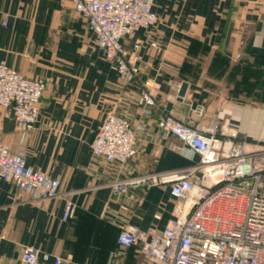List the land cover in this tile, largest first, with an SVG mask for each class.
<instances>
[{
  "label": "crops",
  "instance_id": "obj_1",
  "mask_svg": "<svg viewBox=\"0 0 264 264\" xmlns=\"http://www.w3.org/2000/svg\"><path fill=\"white\" fill-rule=\"evenodd\" d=\"M156 26L142 30V79L160 92L152 118L123 90L115 67L95 44L70 3L0 0V62L47 83L35 129L21 142L17 124L0 108V133L27 165L61 181V196L32 201L0 179V264H19L24 247L59 257L63 264H147L137 248L121 250L120 227L162 230L175 206L168 187L133 190L113 198L107 173L95 164L91 144L111 112L130 110L142 120L143 149L135 174L184 169L198 156L159 139L165 114L208 126L213 119L240 139L257 140L264 125V0H155ZM8 16L3 26V16ZM182 83L187 84L183 97ZM172 100H167V97ZM65 199L77 207L64 221ZM160 217V219H157ZM120 251L123 252L120 255ZM47 264H54L53 259Z\"/></svg>",
  "mask_w": 264,
  "mask_h": 264
},
{
  "label": "built area",
  "instance_id": "obj_2",
  "mask_svg": "<svg viewBox=\"0 0 264 264\" xmlns=\"http://www.w3.org/2000/svg\"><path fill=\"white\" fill-rule=\"evenodd\" d=\"M155 0H61L72 4L104 58L116 69L119 83L129 92L137 87L141 116L152 118L160 87L142 79V42L138 33L156 26ZM8 16H3V26ZM44 79H29L0 62V108L17 124L21 142L35 129L46 91ZM167 100H172L169 96ZM192 125L165 114L156 125L159 139L175 138L171 149L198 156L193 166L160 173L135 174L131 163L143 146L144 123L130 110L107 114L91 144L95 164L105 167L113 198L133 190L168 187L175 202L162 230L120 227L121 250L137 248L147 264H264V125L257 140L240 139L237 132ZM0 179L29 195L30 200L61 196L62 183L27 165L22 152H12L0 133ZM76 205L65 199L63 220L75 217ZM160 219V217H157ZM123 254L122 251L119 253ZM63 264V260L24 247L19 264ZM109 264H120L111 262Z\"/></svg>",
  "mask_w": 264,
  "mask_h": 264
},
{
  "label": "water",
  "instance_id": "obj_3",
  "mask_svg": "<svg viewBox=\"0 0 264 264\" xmlns=\"http://www.w3.org/2000/svg\"><path fill=\"white\" fill-rule=\"evenodd\" d=\"M186 90H187V84L182 83L180 91H179V96L183 97L186 93Z\"/></svg>",
  "mask_w": 264,
  "mask_h": 264
},
{
  "label": "rangeland",
  "instance_id": "obj_4",
  "mask_svg": "<svg viewBox=\"0 0 264 264\" xmlns=\"http://www.w3.org/2000/svg\"><path fill=\"white\" fill-rule=\"evenodd\" d=\"M80 17V16H79ZM81 19V18H80ZM82 20V19H81ZM217 124H218V128L220 129L221 128V126H220V122H219V120L217 121Z\"/></svg>",
  "mask_w": 264,
  "mask_h": 264
}]
</instances>
